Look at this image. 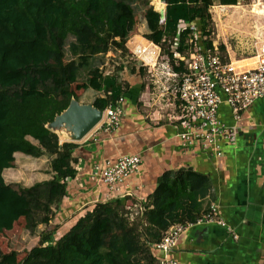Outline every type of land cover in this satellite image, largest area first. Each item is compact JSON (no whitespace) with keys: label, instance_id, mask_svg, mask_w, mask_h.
Instances as JSON below:
<instances>
[{"label":"trees","instance_id":"1","mask_svg":"<svg viewBox=\"0 0 264 264\" xmlns=\"http://www.w3.org/2000/svg\"><path fill=\"white\" fill-rule=\"evenodd\" d=\"M161 1L165 4L163 20L152 6L139 0H0V234L11 231L20 219H25L30 230L38 224L45 227L38 245L22 261L17 260L16 252L4 254L0 250V264H143L138 222L129 224L124 218L122 199L106 201V187L98 198L95 191L85 193L69 184L75 179L72 165L78 145L59 144L57 134L46 125L66 110L75 96L69 86L43 84L38 73L63 68L67 53L79 55L82 62L77 66L90 68V86L104 88L103 97L95 98L92 104L103 111L127 92L117 77L98 75L99 56L113 46L124 49L137 34L139 14L147 28L144 38L153 44L163 45L164 37L178 35L179 49L184 51L190 29L179 31L180 21L195 22L196 41L205 49L212 46L206 38L210 35L209 9L215 1L220 5L240 3ZM156 2L153 0L155 9ZM220 49L225 48L221 45ZM15 153L52 157L51 179L29 187L7 184L3 171L13 167ZM212 197L210 180L192 169L177 175L170 170L162 173L140 217L151 238L149 253L144 256L146 264H154L151 250L161 233L175 224L195 223L209 211ZM90 202L95 204L69 230H60L79 205ZM38 211L43 213L39 222L35 217Z\"/></svg>","mask_w":264,"mask_h":264},{"label":"crops","instance_id":"2","mask_svg":"<svg viewBox=\"0 0 264 264\" xmlns=\"http://www.w3.org/2000/svg\"><path fill=\"white\" fill-rule=\"evenodd\" d=\"M154 10L163 20L165 4L162 11ZM256 13L263 14L264 6ZM181 22L179 31L182 29ZM254 38L260 44L253 57L232 60L227 55L236 66L245 69L255 67L257 51L264 43V30H257ZM129 44H135L130 48L132 55L138 48L151 49L156 55L150 41L137 34L127 41ZM166 50L167 47L164 51L161 46V60L158 59L155 68L151 67L154 65L153 60L149 67L141 62L136 64L133 74L123 69L113 74L118 82L127 84V88L124 87L127 93L122 98L124 102L120 126L110 135L98 133L92 136L93 132H90L82 141L72 142L78 148L76 162L72 165L76 171L75 179L70 185L79 186L85 193L95 191L99 198L106 186L94 183L90 186L85 182L92 167L117 156L136 154L141 164L139 171L126 181L130 195L117 199L141 207L146 204L163 172L170 170L177 175L192 169L200 177L210 180L213 192L210 206L214 207L217 219L224 226L215 222L192 223L179 236L172 252L173 259L179 264H261L264 262V100L253 103L242 114L237 124V141L234 146L226 147L221 158L181 150L175 137L177 124L172 121L174 112L165 103L166 99H163V94H166L162 88L166 84L162 79L166 77L159 73V66L168 53ZM109 55L108 52L105 56ZM136 58L142 61V54ZM101 64L106 65V61ZM141 67H148V71L154 72L153 76L156 77L154 83L159 89L152 103L145 99L147 92L138 75L142 72ZM104 75L110 77V71L107 69ZM103 95L104 88H99L97 95L88 104H93L95 98ZM218 117L227 125L233 124L231 112L226 105L219 107ZM58 139L59 144L69 142ZM22 157V154L15 153V162L17 159L22 160Z\"/></svg>","mask_w":264,"mask_h":264},{"label":"built area","instance_id":"3","mask_svg":"<svg viewBox=\"0 0 264 264\" xmlns=\"http://www.w3.org/2000/svg\"><path fill=\"white\" fill-rule=\"evenodd\" d=\"M181 23L184 24V28L190 29L185 41L186 49L180 51L181 45L176 35L173 42H168V53L159 66L161 68L159 73L166 77L165 82L172 83L162 88L165 94L170 91V86L173 87L170 96H167L166 104L174 112L172 121L177 124L175 137L183 151H195L210 158H221L226 147L234 146L237 141V124L242 114L253 103L264 100V43L257 51L255 67L245 69L236 66L215 45L201 49L196 41V23ZM150 44L156 50V55L155 51L147 48L135 49L133 54L136 56L142 54L144 66H151L150 63L154 60L151 67L155 68L161 57V46L152 42ZM172 67L181 68V71H172ZM122 101L120 98L102 111V119L92 130V136L98 133L110 135L120 126L123 114ZM221 105L229 108L232 125L225 124L218 117ZM140 164L141 159L136 154L121 156L115 162L95 164L87 177L91 183L106 186V201L114 200L120 196L130 195L126 189V181L139 171ZM213 222L224 226L217 219L213 206L196 221L206 224ZM191 225L175 224L164 232L160 241L154 244L151 250L154 264H179L173 259L172 252L179 236Z\"/></svg>","mask_w":264,"mask_h":264},{"label":"rangeland","instance_id":"4","mask_svg":"<svg viewBox=\"0 0 264 264\" xmlns=\"http://www.w3.org/2000/svg\"><path fill=\"white\" fill-rule=\"evenodd\" d=\"M143 1L155 9L153 0H139V2ZM263 6L264 0H240L237 7L223 6L215 2V5L209 9L211 16L209 25L210 35L206 40L218 48L223 45L225 49L222 52L229 55L232 60L253 57L256 54L257 46L260 44L258 42L259 40L254 38V35L257 30H264V13H256V11L262 9ZM163 8L156 5V10L162 11ZM181 28H184V24H181ZM136 31L137 35L143 38L147 33V28L141 14H139ZM168 42H173V39L167 38L162 43L163 45H161L162 49H166ZM134 45H127L126 43L124 49L113 46L109 52L111 54L109 55L110 57H106L105 55L99 56L102 62L106 61V65H100L98 75L105 76L104 71H107V69L110 71V76H114L113 74L116 75L119 69L127 70L129 74H133L135 65L140 62L142 64V61L130 52V48ZM159 60L161 59L159 58ZM77 62H82L79 55H70L67 53V60L63 68L46 69L44 72L38 73V79L43 84L51 86L61 88L69 86L76 97L72 98V100L76 101L79 105H85L90 103L95 95H97L99 85L94 88L90 86V68H80L77 66ZM141 69L142 72L138 75L141 77L142 84L145 86L144 90L147 92L145 99L152 103V99L158 94L157 89H159L154 83L156 77L154 78L153 76L154 72L150 73L148 71V67H141ZM162 80L166 84L165 87L172 84L171 81L165 83V80ZM124 87L127 88V84ZM172 89L173 87L170 86V91L163 96V99H168L167 96H170L169 94ZM136 103L139 104V101ZM48 129L54 132L52 126L48 127ZM51 159L52 157L45 154L37 158L23 155L22 160L17 159L16 162L14 161L13 164H16L12 168L3 171L4 180L7 184L21 187H29L34 183L49 180L52 177L50 172ZM94 204L95 202H90L86 205H79L74 212L75 214L67 220L68 223L66 221L62 224L61 228H63L60 230H69L77 218L88 212L89 208L91 209ZM121 207L123 216L128 220L129 224L138 222L137 233L139 234V244L142 249L141 254H143L141 256H143V264H146L148 260L144 256H147L149 253V251L147 252V248L150 246L151 238L146 235L144 221L140 222L143 206H134L130 202H124ZM42 214V211L36 213L35 217L37 222L41 219ZM44 228L43 224H38L34 230H30L25 219L18 220L11 231L0 234L1 252L7 254L14 251L17 253V260L22 261L28 252L38 245L39 237ZM161 234L163 236L164 233Z\"/></svg>","mask_w":264,"mask_h":264},{"label":"water","instance_id":"5","mask_svg":"<svg viewBox=\"0 0 264 264\" xmlns=\"http://www.w3.org/2000/svg\"><path fill=\"white\" fill-rule=\"evenodd\" d=\"M58 116L55 117L53 121L54 123L55 122L71 123L74 125L73 127L77 132V135L79 137L84 138L101 121L102 111L94 107L92 104L79 105L76 101L71 99V102L69 103L67 109L64 110Z\"/></svg>","mask_w":264,"mask_h":264},{"label":"bare ground","instance_id":"6","mask_svg":"<svg viewBox=\"0 0 264 264\" xmlns=\"http://www.w3.org/2000/svg\"><path fill=\"white\" fill-rule=\"evenodd\" d=\"M156 5L161 7V8L164 7V3L161 0H157ZM46 126H49V127L52 126L54 132H56L58 134L60 140H66L69 142H80L85 138V137L84 138L79 137L77 135V132L75 131V129L73 127L74 125L71 123H65V122H55L54 123L53 122V123H48ZM91 133H92V131H91Z\"/></svg>","mask_w":264,"mask_h":264}]
</instances>
